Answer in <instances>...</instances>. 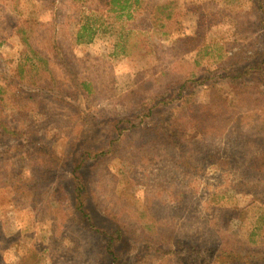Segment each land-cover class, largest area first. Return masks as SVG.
Wrapping results in <instances>:
<instances>
[{
	"label": "rangeland",
	"instance_id": "1",
	"mask_svg": "<svg viewBox=\"0 0 264 264\" xmlns=\"http://www.w3.org/2000/svg\"><path fill=\"white\" fill-rule=\"evenodd\" d=\"M138 5L134 8L137 9L133 17L137 26L133 32L126 31V19L110 13L105 17L106 31L99 28L92 43L74 45L73 52L79 61L72 60L70 55H67L68 61H64L65 65L73 66L77 75H89L99 83L101 94L92 97L89 105L96 109L107 107V113L113 116L105 112L100 120L112 121V137L122 133L119 144L116 142L115 149L105 158H87L79 169L87 188L85 206L94 224L107 234L99 237L74 224L69 217L72 209L67 197L54 191L64 188L68 197L72 196L69 195L70 170L83 151L76 147L77 143L81 145L77 130L87 129L91 124H77L74 111L77 107L87 110L88 102L68 99L69 104H66L47 98L46 102L51 104L40 121H36L38 114L21 110L27 122L35 121L31 123L35 130L29 146L7 136L0 137V251L7 264H134L137 259L142 264L144 253L185 254L190 250L187 243L191 240L199 250L220 243L237 246L240 239L264 253V181L245 170L242 161L243 156L264 152V138L253 134L262 124L260 114L264 111H248L243 119L238 118L239 111L244 112L256 104L249 99L228 102L227 108L219 102L217 108L206 106L207 102L219 100V95L225 96L228 92L224 86L206 88L209 82L228 75L230 70L220 69L222 62L241 61L235 71L248 66L242 69L243 74L254 70L256 73L258 66H263L264 37L256 32L258 23L261 27L264 23L258 21L252 0H139ZM167 14L169 18L165 17ZM154 15L172 24L166 29L168 34L164 35L160 26L147 29V19ZM176 18L180 20L179 27L172 23ZM0 19L1 26L6 19L3 9ZM260 19H264V14ZM77 20V14L65 20L64 31L73 42ZM10 21L7 17V23ZM21 49L18 35H3L0 68H5L0 85H4L3 79L12 73L6 67L12 65ZM179 72L199 73L197 82H194L195 77L185 86V90L193 94L192 101L180 107L183 115L189 116L188 110L192 115H204L203 129L198 132L203 131L205 137L199 138L196 131L187 130L184 143L200 139L222 146L227 144V139H238L243 143V150L237 153L233 164L204 165L200 161L201 154L195 158L198 162L195 165L194 162L192 166L176 163L190 159L191 152L182 154L169 142V128L163 113H168L180 100L161 103L152 109L150 116L137 117L138 113L124 111L120 106L122 100L135 102L142 96L178 93L175 90L178 76L174 75ZM64 85L66 90L71 89L66 82ZM9 89V93L0 94V119L12 126L19 118L16 112L19 109L10 101L15 89ZM108 89L110 96H107ZM175 98L178 99L177 94ZM61 106L77 118H73V126L66 125L67 116H60L66 115ZM126 118H130V122ZM232 141L228 142V147L232 146ZM90 142L92 137L88 136L84 144ZM26 152L35 160L36 171L46 166L47 154L53 156L57 165L50 169L53 173L50 179L45 182L32 179L31 162L22 155ZM245 173L250 175L243 179L250 182L236 186L235 181ZM251 184L254 194L243 193L246 185ZM215 193L225 194L229 211H214L212 197ZM106 210L114 212L126 229L123 241L115 246L117 258L114 260L104 255L103 249L104 241L109 242V235L118 223L107 216ZM148 219L151 229L155 230L153 244L147 250L140 245L137 251L134 236L140 231V223ZM150 264L180 263L154 258Z\"/></svg>",
	"mask_w": 264,
	"mask_h": 264
},
{
	"label": "trees",
	"instance_id": "2",
	"mask_svg": "<svg viewBox=\"0 0 264 264\" xmlns=\"http://www.w3.org/2000/svg\"><path fill=\"white\" fill-rule=\"evenodd\" d=\"M5 4L10 6L3 7ZM138 4L139 0H0V11L3 9L6 12V19L0 26V44L2 43L3 35L15 33L18 35L22 46L20 53L16 55V59L12 62V65L6 67L8 72L12 71V73L9 77L3 79L4 85H0V94L9 93V88L11 87L15 89L10 101H12V105L15 109L20 110H16V112L19 113L17 115L19 118H16L12 126L7 125L0 119V137L7 136V138L22 142L24 146H29L33 142V131L35 130L31 123L34 124L35 121L30 120L27 122L25 120L26 116L21 110H23V112H28L26 114H38V119H36V121H40L45 118L43 113H45L47 106L51 104L46 102L47 98L66 104H69L68 99L76 100L78 103H80V101L88 102L87 110H81L77 107L75 109L76 112L74 111V114L78 117L77 124L81 123L83 126L89 122H91V124L87 129L80 128L77 130V140L81 142V145L77 143L76 147L83 148V151L77 160L76 166L70 170L72 185L69 195L72 196L68 197L66 190L62 187V190L60 188H55L54 191L62 192L64 196L67 197V203L72 209L69 215L72 222L76 225L78 224L79 227L82 226L84 229H87L89 232L99 237L103 234H107V231L94 224L91 214L85 206L87 188L79 169L87 158L98 157L99 160L105 158L106 155L112 152L119 144L118 141L122 133H117L115 137H112L110 131V123L112 121L104 122L100 120V117H102L105 112L107 113V107L96 109L95 107L91 108L89 105L92 97H96L97 93L101 94L102 87L99 83L95 82L89 75H87L88 77L77 75L74 72L75 69L73 66L71 64L65 65L64 61L67 60V55H70L72 60L79 61V57L73 52L74 45L92 43L97 37L96 35L99 28H103L102 31H106L108 27H106L105 17H108L110 13L115 14L116 17H123L126 19V31L128 33L133 32L132 30L137 26L133 18L136 15L135 12L137 9L134 8H138ZM252 5L258 16L257 18H259L258 21L264 23V19H260L261 15L264 14V0H252ZM74 14L78 15V20L76 28L74 29L73 42L69 38L68 33L64 31V27L65 20H68L69 17ZM43 15H46V18H44ZM169 16L170 15L167 14L165 17L169 18ZM7 17L11 20L9 23H7ZM164 20L169 22L167 19ZM172 23L179 27L180 20L176 18ZM258 24L259 28L256 33L264 37V25L261 27L260 23ZM146 26L148 27L147 29L160 26L165 35L168 34L166 29L168 27L171 28L172 24L164 23V21L157 18V15H154L152 18L147 19ZM64 32L67 36L64 35ZM171 63L173 65L174 61ZM238 65H241V61L239 60L236 62L232 60L222 62L220 69L224 71L230 70L231 72L228 71V75L221 77L219 81L214 80L209 82L206 88L213 89L218 86H224L228 89V92L225 96L219 95V100H214L212 103L207 102L206 106H208L209 109L212 106L217 108V103L219 102L223 108H227L228 106L226 103H230L234 100L249 99L254 101L256 104L253 107L247 108L244 112L239 111L237 113L238 118L243 119V115L249 113L248 111H264V64L263 66H258L256 73H254V70L246 71L245 74L241 71L248 66H244L241 70L237 69V71H235ZM3 68L5 67L3 66L0 68V77L2 76ZM232 72H234L233 75L231 74ZM198 75L199 73L179 72L178 75H174L178 76L175 82V86H177L175 90L178 93H175V91L171 93L162 92L150 98H142V96L135 102L130 99L126 101L122 100L120 106L124 111L132 110L138 113L136 115L137 117L142 114L150 116L153 114L152 109L154 107H159L161 103L171 102V100L177 102L180 100L179 104L175 103L170 107L168 113H163V117L165 116L164 120L169 128V142L180 150L182 154L183 152H191L189 154L190 159L177 160L176 163L182 166H192L194 162L195 165L198 163L195 158L198 154H201L200 161H203L204 165L233 164L234 161H237L236 157L239 155L237 153L243 150V143L238 139L235 141H232L234 139H227V144L225 143L222 146H216L215 141H201L200 139L192 142L188 140L184 143L187 130H192L193 133L196 131L195 134L199 138L205 137H203V131L198 132V129H203V113L192 115V111L188 110L189 116L185 117L180 109L181 105L192 101L190 98L193 92L191 90H185V86ZM197 80L198 78L196 77L194 82H197ZM65 82L71 87L70 90H66V86L64 85ZM109 90L110 89H108L107 96H110ZM175 94L178 95V99L175 98ZM127 95L128 93L125 94V97ZM124 98L121 97L120 99ZM61 107L66 112V115L63 114L60 116H67L66 125L73 126L75 124L73 118H77L71 115L65 107ZM175 110H179V113L177 114ZM107 114L113 116V114ZM250 114H252V112H250ZM260 118L262 124H260L257 132L253 134H256L257 137L262 136L264 138V112L260 114ZM186 119L187 121H185ZM125 120L130 122V118H126ZM143 129L145 128L143 127ZM88 136L92 137V142L84 144ZM230 141H232L233 144L228 147V142ZM116 142L118 143L115 146ZM190 145L192 147H189ZM22 155L24 159L31 162L30 174L33 180H44L45 182L50 179V175H53L50 169H54L57 163L51 154H47L44 160V165L46 166L38 171L34 168L35 160L31 158L27 152ZM242 159V161L245 162L244 169L249 170L251 175H258V177L264 181V152H259L256 155H246L243 156ZM36 173L41 174L37 175ZM249 173L243 174L242 177L235 181L236 186L243 185L245 182L249 183L250 180L243 179L248 177L250 175ZM53 182L55 183V181ZM31 185L34 187L33 184ZM246 186V189H243L242 192L251 193L253 195L255 192L253 189L254 185L251 184ZM92 196H94L93 199L96 198L95 195ZM212 199L215 202V204H213L214 211H229L230 207L226 203L227 199L224 193H215ZM254 201H256V199H254ZM231 208L235 211L234 207ZM105 213L113 221L118 223V227L115 226L109 235V242L104 241L105 245L103 249V252H105L104 255L114 260L117 258L115 246L124 239L123 235L126 231L125 223H122L114 212L106 210ZM151 226L152 223L149 219L144 221V223H140V231L134 236L137 251L140 245H142L144 250H147L149 246L153 244L152 238L155 234V230L151 229ZM248 243L239 239L237 246L220 243L217 246L196 250L197 248L193 245V241L191 240V243H187V247L190 250L186 251L185 254L182 253L180 255V253L164 251L161 252L160 256H157L153 253H144L142 256V264H150L153 262L154 258L163 259L165 262H170V260L173 259V263L174 261H178L180 264H264V253H260L258 250L259 247L255 248L256 246H250L251 243ZM0 264H7L1 251ZM19 264H21V262H19ZM33 264L36 263L34 262ZM134 264H139V260L137 259V261H134Z\"/></svg>",
	"mask_w": 264,
	"mask_h": 264
}]
</instances>
